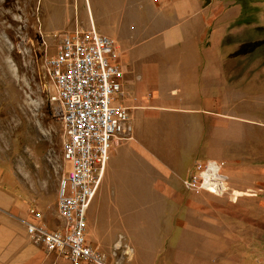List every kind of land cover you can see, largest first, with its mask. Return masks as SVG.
Instances as JSON below:
<instances>
[{"label": "rangeland", "instance_id": "obj_1", "mask_svg": "<svg viewBox=\"0 0 264 264\" xmlns=\"http://www.w3.org/2000/svg\"><path fill=\"white\" fill-rule=\"evenodd\" d=\"M253 1L242 5V38L210 54L174 49L165 66L161 40L138 32L151 31L145 13L121 21L119 0H0V192L57 227L68 165L46 60L63 34L92 24L117 46L114 104L129 109L133 129L111 141L86 243L107 264H264V0ZM209 161L226 176L221 195L185 185Z\"/></svg>", "mask_w": 264, "mask_h": 264}, {"label": "built area", "instance_id": "obj_2", "mask_svg": "<svg viewBox=\"0 0 264 264\" xmlns=\"http://www.w3.org/2000/svg\"><path fill=\"white\" fill-rule=\"evenodd\" d=\"M113 40L98 33L76 27L63 34L57 53L46 60L55 94L51 103L58 106L63 125L61 152L68 170L57 188V218L54 229L43 222V214L31 208L32 221L25 223L31 241L48 254L64 257L70 264H107L106 256L84 239L86 212L94 199L108 161V150L113 139H129L132 134L129 109L115 105L121 96L123 73L111 63L116 58ZM210 162L199 169L193 182H185L188 189L198 188L221 195L226 189V176L209 169ZM197 181L199 182L197 184ZM122 246L118 237L115 248Z\"/></svg>", "mask_w": 264, "mask_h": 264}, {"label": "crops", "instance_id": "obj_3", "mask_svg": "<svg viewBox=\"0 0 264 264\" xmlns=\"http://www.w3.org/2000/svg\"><path fill=\"white\" fill-rule=\"evenodd\" d=\"M119 1L122 3L119 8L121 21L130 18L136 22L142 12L145 13L146 27L152 32H138L141 35L153 33L161 40L165 66L171 65L174 60L170 57L174 49L196 54L215 53L229 35L242 38L249 23L245 17L248 13L242 8L246 0ZM139 6L141 10L137 9ZM181 45L182 48L179 47ZM0 204L9 209L0 207V264H45L48 256L60 258L56 254L45 253L39 244L35 245L38 250L34 248L35 243H32L33 247L26 244L28 234L25 223L31 218L26 213L31 208L25 210L20 201L4 192H0ZM130 251L132 256L133 249Z\"/></svg>", "mask_w": 264, "mask_h": 264}, {"label": "bare ground", "instance_id": "obj_4", "mask_svg": "<svg viewBox=\"0 0 264 264\" xmlns=\"http://www.w3.org/2000/svg\"><path fill=\"white\" fill-rule=\"evenodd\" d=\"M208 167L212 172H215L217 169V166L214 162H210V165Z\"/></svg>", "mask_w": 264, "mask_h": 264}]
</instances>
